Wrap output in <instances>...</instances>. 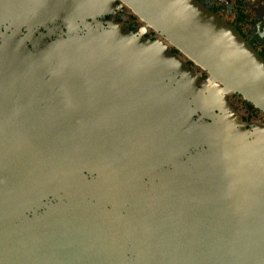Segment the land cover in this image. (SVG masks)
Listing matches in <instances>:
<instances>
[{
  "label": "water",
  "instance_id": "1",
  "mask_svg": "<svg viewBox=\"0 0 264 264\" xmlns=\"http://www.w3.org/2000/svg\"><path fill=\"white\" fill-rule=\"evenodd\" d=\"M47 1L0 0V264H264V127L229 101L264 113V58L194 0H123L156 41Z\"/></svg>",
  "mask_w": 264,
  "mask_h": 264
},
{
  "label": "flooded vegetation",
  "instance_id": "2",
  "mask_svg": "<svg viewBox=\"0 0 264 264\" xmlns=\"http://www.w3.org/2000/svg\"><path fill=\"white\" fill-rule=\"evenodd\" d=\"M208 11L215 14L224 23L232 27L240 36L264 58V0H195ZM46 3H110L101 10V14L94 20L109 27L108 21L114 20L138 37L156 41L159 33L148 31L147 27L133 10L125 5L123 0H49ZM90 22L93 18L89 19ZM54 38V37H53ZM171 51L177 56H183L180 51L171 47ZM184 58V57H183ZM188 66L201 74V78L207 80V75L201 73L200 67L186 60ZM229 101L234 106V116L240 118L248 129L264 127V113L245 101L239 94H232Z\"/></svg>",
  "mask_w": 264,
  "mask_h": 264
},
{
  "label": "rangeland",
  "instance_id": "3",
  "mask_svg": "<svg viewBox=\"0 0 264 264\" xmlns=\"http://www.w3.org/2000/svg\"><path fill=\"white\" fill-rule=\"evenodd\" d=\"M67 1V0H66ZM195 1V0H194ZM58 2H59V0H58ZM198 3V2H197ZM131 10V9H130ZM122 24V23H121ZM123 25V24H122ZM143 25L144 26H146V24L145 23H143ZM147 27V26H146ZM125 28V27H124ZM126 29V28H125ZM128 30V29H127ZM148 30V29H147ZM41 31H44L43 29H41ZM133 33V32H132ZM172 47H174V46H172ZM170 49H171V47H170ZM183 55V54H182ZM180 57H184L183 59L186 61V60H189L188 58H185V56L183 55V56H180ZM190 61V60H189ZM187 63V62H186ZM194 66L195 67H198V66H196L195 64H194ZM201 69V68H200ZM194 70V69H193ZM195 71V70H194ZM196 72V71H195ZM201 73H205L206 75H207V73L206 72H203V70L201 69ZM198 76H200L201 77V74H198ZM208 77V76H207ZM202 79V78H201ZM204 80V79H203ZM207 80H208V78H207ZM207 80H205V81H207ZM230 97V96H229ZM234 107V106H233Z\"/></svg>",
  "mask_w": 264,
  "mask_h": 264
}]
</instances>
